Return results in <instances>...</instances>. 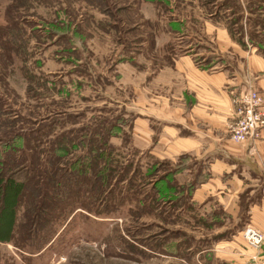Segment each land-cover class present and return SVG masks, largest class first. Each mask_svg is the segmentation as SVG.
<instances>
[{
  "label": "rangeland",
  "instance_id": "1",
  "mask_svg": "<svg viewBox=\"0 0 264 264\" xmlns=\"http://www.w3.org/2000/svg\"><path fill=\"white\" fill-rule=\"evenodd\" d=\"M211 21L264 53V0H0V264H197L210 222L147 196L130 87L205 64Z\"/></svg>",
  "mask_w": 264,
  "mask_h": 264
},
{
  "label": "crops",
  "instance_id": "2",
  "mask_svg": "<svg viewBox=\"0 0 264 264\" xmlns=\"http://www.w3.org/2000/svg\"><path fill=\"white\" fill-rule=\"evenodd\" d=\"M210 25L216 35L204 26L202 39L214 49L199 53L205 64L186 47L145 79L137 75L130 87L131 148L156 164L163 203L187 202L210 222L198 227L212 242L196 249L197 264H264V243L254 249L242 233L252 227L264 235V131L244 144L230 139L234 101L250 89L264 97V53Z\"/></svg>",
  "mask_w": 264,
  "mask_h": 264
},
{
  "label": "built area",
  "instance_id": "3",
  "mask_svg": "<svg viewBox=\"0 0 264 264\" xmlns=\"http://www.w3.org/2000/svg\"><path fill=\"white\" fill-rule=\"evenodd\" d=\"M234 103L236 120L230 125V139L244 144L261 138L264 131V97L250 89L242 93ZM242 233L246 243L254 249H259L264 243V235L252 227H245Z\"/></svg>",
  "mask_w": 264,
  "mask_h": 264
},
{
  "label": "trees",
  "instance_id": "4",
  "mask_svg": "<svg viewBox=\"0 0 264 264\" xmlns=\"http://www.w3.org/2000/svg\"><path fill=\"white\" fill-rule=\"evenodd\" d=\"M231 33V35L232 36H234L233 34H232V32H230ZM235 37V36H234ZM235 39H236V37H235ZM238 39V38H237ZM242 39H245V37H244V35H241L240 34V37H239V39H238V41L239 42H242ZM150 164V163H149ZM146 167H147V169H146V174H147V178L149 179V182H150V184H147L146 186H148V189L150 188L151 189V192H149V191H147V196H149L150 195V193H152V196H153V198H152V200H153V202H155V201H158V202H162V204H163V207L166 205V206H168L167 204H165V203H163V201H162V196H161V193L157 190V187H156V184H157V180H158V178H160V176H158L157 178L155 177L156 176V166L154 165L153 167L152 166H149L148 164L146 165ZM141 167H137L136 168V171L137 170H139ZM136 173V172H135ZM108 177V176H107ZM6 180H10V179H7V178H5L4 176H0V192H1V189L2 188H4L5 187V184H6ZM8 181H7V183H8ZM159 181V180H158ZM4 192H6V187L4 188V190H3ZM1 194V193H0ZM166 206H165V208H166ZM171 207H169V208H171V209H174V208H176L177 209V205H170ZM4 205L2 206V208H3V210L2 211H4ZM36 209H38V206H36V203H32L31 204V206H30V209H29V212H28V214H30L31 213V211H33V210H36ZM168 209V208H167ZM36 213V212H35ZM37 216H36V219H38L39 217V214H36ZM0 217H1V214H0ZM35 219V220H36ZM38 221V220H37Z\"/></svg>",
  "mask_w": 264,
  "mask_h": 264
}]
</instances>
